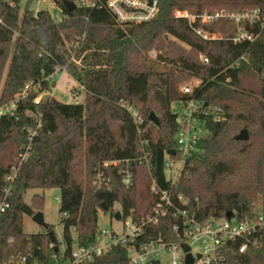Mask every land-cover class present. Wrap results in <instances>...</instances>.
I'll return each mask as SVG.
<instances>
[{
  "label": "trees",
  "instance_id": "1",
  "mask_svg": "<svg viewBox=\"0 0 264 264\" xmlns=\"http://www.w3.org/2000/svg\"><path fill=\"white\" fill-rule=\"evenodd\" d=\"M45 1L60 19L45 10L21 12L22 0H0V107L14 104L12 114L0 116V201L6 197L10 204L0 216V264L12 256L40 264L69 262L74 238L79 247L95 242L99 212L112 218L118 206L123 216H148L159 201L150 191L152 182L200 224L227 212L241 220L251 217L255 206L264 210V24L241 23L254 40L234 43L229 39L238 27L231 22L190 27L173 18L179 10L258 9L263 20L264 0H145L156 2L157 13L140 24H119L108 0ZM64 1L75 4L74 10ZM197 27L222 37L203 41L193 31ZM63 69L82 87L83 102L49 97L35 104ZM191 80L200 82L194 97L206 111L200 115L205 135L171 185L163 165L167 152L176 150L177 114L171 105L188 100L180 88ZM150 112L159 126L149 122ZM242 130L248 140H235ZM113 161L118 163L103 166ZM126 169L132 174L129 188L120 181ZM99 171L109 179L110 191L95 184ZM48 189L60 192L62 253L48 235L54 236L51 226L45 224L43 233L23 232L22 218L41 213L44 205L38 195L25 203L26 193ZM182 222L168 215L145 227L139 241L179 243L172 227ZM238 246L223 248L224 264H264L262 251L242 254ZM90 264H127L126 253L115 246Z\"/></svg>",
  "mask_w": 264,
  "mask_h": 264
},
{
  "label": "built area",
  "instance_id": "2",
  "mask_svg": "<svg viewBox=\"0 0 264 264\" xmlns=\"http://www.w3.org/2000/svg\"><path fill=\"white\" fill-rule=\"evenodd\" d=\"M116 16L119 24H140L150 20L157 13L156 2L149 4L143 0H108L106 3ZM176 21H185L187 25L192 27L195 24H208L216 20H222L235 24L237 32L229 41L234 43L242 41L253 42L252 34L246 33L239 28L241 23L261 22L260 10L254 9L246 12L231 13H206L202 11L192 12L189 10H179L173 13ZM195 35L199 36L203 41L215 42L220 40L218 34L206 32L203 28L197 27L193 29ZM204 64H208V59L202 58ZM199 87V86H198ZM198 87L195 89L197 90ZM180 94L188 98L186 102L177 105V125L178 133L175 137V155L166 154L164 161V169L166 177L171 185H174L176 179L181 174L185 160L197 151V144L205 135L203 129L201 114L202 105L197 102L194 97V91L189 86L184 85L180 88ZM22 94L21 98H23ZM41 99L37 97L34 101L39 104ZM14 104L0 107V116L12 114ZM131 113L135 123L140 124L141 119L138 113L131 107L127 108ZM217 120H220L219 118ZM35 135L34 132H30ZM24 160V156L22 158ZM143 161L147 165V158L144 156ZM118 162H104V167L115 166ZM12 180V177L8 179ZM121 183L125 188L131 187L132 174L126 169L121 172ZM95 184L98 188H106L111 190L109 179L105 174L99 171L95 178ZM10 188L5 190V196L9 194ZM150 191L158 196V203L152 212L140 220L134 219L132 216H123L120 210V220L110 218L112 221L119 222V229H99L96 234L95 242L89 247H79L76 238L72 243L71 260L64 264H90L98 257L107 255L115 246H120L126 253L127 264H162L167 254L171 255L169 264H184L185 254L181 246L187 245L190 254L194 258V264H224L222 250L228 243H239V253H246L249 250H260L264 254V210L260 206H255L252 210L251 217L238 219L237 216L231 214V218L210 219L202 224L198 223L194 217H187L185 212H180L174 201L171 199L167 191H161L157 185L152 182ZM177 201L183 203L181 196L176 197ZM10 207L6 202V197L0 201V216L4 214ZM102 213V212H99ZM114 215V214H113ZM168 215L178 217L183 220L182 226L174 225L172 231L180 237L179 243H163L161 239L150 240L149 242L139 241L143 238L144 228L150 224H157L160 219L167 218ZM110 217V216H109ZM128 219L129 223H125ZM196 247V252L192 248ZM199 256V259H197ZM2 264H40L32 261L25 256H12L7 262Z\"/></svg>",
  "mask_w": 264,
  "mask_h": 264
},
{
  "label": "rangeland",
  "instance_id": "3",
  "mask_svg": "<svg viewBox=\"0 0 264 264\" xmlns=\"http://www.w3.org/2000/svg\"><path fill=\"white\" fill-rule=\"evenodd\" d=\"M31 11L33 13H37L39 10H45L50 12L56 20L60 19L61 15L60 12L56 10L54 5L45 0H22L20 5V11L23 12L24 10ZM222 13V11H214ZM220 37L221 34H218ZM186 48L184 44H182ZM154 53H152L150 58H154ZM77 63V62H76ZM7 64V63H6ZM78 64V63H77ZM8 68V64L3 73V78L6 75V71ZM55 78V86L49 92L42 93L38 98L45 100L49 97L55 98L57 101H61L62 103L71 104V103H82L83 102V91L82 87L78 85L77 82L72 80L71 76L68 74L66 70H62L60 73L54 76ZM187 86L190 87L191 90L195 91V89L200 85V82L197 80H191L187 82ZM78 92V93H77ZM171 109L173 112L178 113V108L175 104L171 105ZM33 195H38L43 197V209L41 211V218L44 221V224H47L53 228L54 237L59 244V250L62 253L65 244L64 239L62 237V226H61V216L59 215V196L60 192L58 189H48L44 191L40 190H29L25 196V203L30 202V198ZM115 210H119L118 206L114 207ZM98 226L99 229H119L120 225L119 222L112 221L109 217V213H99L98 215ZM23 221V232L27 234H38L43 233L44 229L39 226L35 221L32 220V217L24 216L22 218ZM125 223H129V220L126 219ZM193 251L196 252V247L192 248ZM171 259V255L167 254L166 258L163 260L162 264H169Z\"/></svg>",
  "mask_w": 264,
  "mask_h": 264
},
{
  "label": "water",
  "instance_id": "4",
  "mask_svg": "<svg viewBox=\"0 0 264 264\" xmlns=\"http://www.w3.org/2000/svg\"><path fill=\"white\" fill-rule=\"evenodd\" d=\"M64 6L67 10L69 11H73L74 8H75V4L71 3V2H67V1H64ZM148 120L151 124H153L154 126H159V123H158V120H157V117L154 113L150 112L149 114V117H148ZM235 140H238V141H247L248 140V133L246 130H242L241 132H239L235 137ZM167 154L169 155H175V151L173 150H170L167 152ZM102 206L104 207V209L106 210L107 207L102 204ZM226 218H231V213L230 212H227L225 213L224 215ZM113 219L119 221L121 218H120V212L119 211H116L114 212V215H113ZM32 220L35 221L39 226H41L42 228L45 227V224H44V221L42 220L41 218V214L40 213H35L33 216H32ZM49 237L54 239L55 237L52 235V233H48ZM181 249L185 254V259H184V264H194V258L193 256L190 254V251H189V247L187 245H182L181 246ZM197 259H199V256H197Z\"/></svg>",
  "mask_w": 264,
  "mask_h": 264
}]
</instances>
